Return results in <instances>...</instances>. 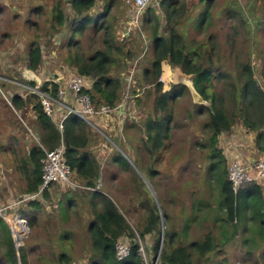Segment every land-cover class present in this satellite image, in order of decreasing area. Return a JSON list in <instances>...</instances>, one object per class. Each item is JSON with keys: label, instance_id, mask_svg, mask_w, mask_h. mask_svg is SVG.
I'll list each match as a JSON object with an SVG mask.
<instances>
[{"label": "rangeland", "instance_id": "obj_1", "mask_svg": "<svg viewBox=\"0 0 264 264\" xmlns=\"http://www.w3.org/2000/svg\"><path fill=\"white\" fill-rule=\"evenodd\" d=\"M55 2L0 0V264H7L5 251L8 246L1 218L8 224L9 221H16L17 216L27 223V230L17 238L18 244L8 225L10 236L17 249H26L30 264H58L57 256L64 251L63 246L68 247L75 264H90L92 236L89 227L94 218L91 198L86 194L89 191L54 184L48 191L49 198L44 200L43 195L38 197L37 200L41 202L38 210L28 207V201L24 200L28 154L34 142H38L32 130L35 116L28 111L24 120L11 103L14 95L26 97L28 91L32 90L28 85L31 81L25 76L27 71L33 72L42 84L45 80L58 77L62 78L61 83H66L76 73L68 59L70 50L73 54L75 52V48L68 47L72 31L53 29L52 8ZM101 2L97 0L90 12L93 18L102 12ZM160 2L155 0L150 5L160 17L159 34L166 36L173 30L182 37L189 50L198 52L199 57L194 58L195 62L206 68L212 66L215 70L208 90L211 99L215 97L214 107L212 100L198 103L196 93L193 95L190 87L183 91L173 104L174 122L166 143L167 151L156 152L153 157L148 154L144 149L145 134L141 122L151 113L153 95H150V91L153 88L142 81V74L152 67L150 38L154 26L158 24L154 22L144 28L141 18L136 25L134 9L127 6L124 0H117L115 8L111 10L115 21V27L112 26L116 39L114 48L125 47V50L134 51L129 68L124 71L126 65L121 77L127 86V79L133 74V88L140 95L139 106L132 102L136 96L129 95L126 98L129 103L124 111L123 128L117 124V114L114 113L106 122L99 120V127H90V150L97 158L101 172L99 185L94 191L111 199L137 234V230L145 226L148 216V206L142 207V202L146 203L151 197L161 214H166L168 219L163 216L162 222L164 227L175 232L176 245L189 246L195 241L202 242L210 233L216 239V251L209 255L210 264H264V242L253 228L250 211L245 212L247 217L237 227L226 221L227 215L220 206V190L225 182L223 172L227 171L231 157L238 155L246 164L250 158L255 160L256 157L260 161L264 152L261 155L256 153V134L249 132L238 120L233 131L224 133L219 141L220 157L223 156L226 162L217 167L216 171L221 177L218 178L211 169V142L207 129L214 108L233 110L234 104L228 99V94L241 75L238 60L250 62L254 77L264 91V0H215L211 11L213 20L205 19L204 26H200L201 0L173 2V5L176 4L175 13L170 22L167 14L160 9ZM230 3L236 5L244 17L253 20L256 16L262 21L260 25L259 22H252V30L259 26L253 40L247 27L239 26L237 20L228 21ZM125 9L129 11L128 17H124ZM66 12L72 14L69 5H66ZM103 22H107V19ZM88 35L92 36L93 32L89 30ZM86 38L79 39L84 51L91 46L101 48L103 45L98 37L95 38L96 42L87 41ZM32 44H39L43 53V63L37 71L29 68L28 54ZM118 54L114 52V56L120 59ZM119 62L115 68L118 71L124 65V58ZM166 71H170L168 75L171 77L164 76V87L169 89L178 84L193 87L191 78L180 76L173 67H168ZM225 73L229 74L228 79ZM132 116H135L132 121L140 123H132L133 126L127 128L131 123L127 121ZM118 119L120 121V117ZM119 155H122L123 161L116 163ZM217 156L215 160L220 161ZM150 165L158 170L156 177L152 178L148 173ZM21 214L26 219H22ZM256 218L260 222V218ZM138 241L144 251V260L150 264L151 256L145 248L150 246L151 237H146V244L145 241Z\"/></svg>", "mask_w": 264, "mask_h": 264}, {"label": "trees", "instance_id": "obj_2", "mask_svg": "<svg viewBox=\"0 0 264 264\" xmlns=\"http://www.w3.org/2000/svg\"><path fill=\"white\" fill-rule=\"evenodd\" d=\"M100 1L103 2L102 12L99 13L98 17L93 18L90 16V12L95 8L97 0H72L71 2L56 0L52 8V18L55 22L53 29L55 31H63L64 28L72 31L68 38V47L75 48V52L73 54V51L70 50L68 59L77 74L91 80L84 92L91 97L92 103L97 110L102 106H106L114 111L124 103L128 95L136 96L132 102L138 105V97L140 95L133 88L134 84L128 90L124 84L125 80L121 77L126 65L127 67L124 71L128 70V63L131 61L134 51L125 50V47L123 49L114 48L116 39L112 26L115 27V21H113L111 10L116 5L117 0ZM175 1L177 0H161L160 2V9L167 14L169 22L175 13L174 5L176 4L173 5ZM214 1L201 0L203 9L200 12L202 17L200 26H204L205 19L213 20L214 16L211 11L213 10ZM66 5L70 6L72 14L69 15L66 12ZM230 5L227 11L228 21L237 20L239 26L247 27L252 39L257 34L258 25L262 21L260 22L256 16H254L253 20L244 17L236 5L231 3ZM253 8L254 5L252 3ZM143 12L141 17L143 18L144 28L145 25L148 26V24H153L154 22L156 24L159 23L160 17H157L155 8L149 5ZM105 19H107V22H103ZM111 20L113 21L112 24ZM252 22H256V24L259 22L254 30L251 27ZM59 28L60 30H58ZM89 30L93 32L92 36L88 35ZM235 31L236 34L239 32L237 26ZM159 32L160 25L158 24L154 26L150 38L153 54L152 67L151 69H146L142 74V81L149 88H153L150 91V95H153L151 113L144 118V122H141L145 134L143 138L144 149L152 157L156 152L167 151L166 143L170 138L174 122L173 104L181 97L183 91L188 90V87L183 84L174 85L169 89L167 86L164 87V84L159 80L168 67H173L180 76L191 78L195 90L205 102L212 100V107H214L213 104L215 102V97L211 99L212 96L208 93L215 73L213 67L206 68L195 62L194 58L199 57L198 52L193 53V50H189L190 47L183 43L182 37L173 30L168 34L169 36L160 35ZM85 37H87V41L91 42H96V37L100 38L103 44H101L102 47L94 48L91 46L87 51L82 50L79 39ZM115 51L119 52L118 56H120V59L116 55L114 56ZM28 56L29 68L33 71L39 70L43 63L41 46L32 44ZM121 58H124V65L118 71L116 69L118 64L121 63L119 62ZM237 66L241 68V75L238 83H235V86L231 88V92L228 94V99L234 104L233 110L228 111L224 107L214 108V112L209 116L210 120L207 127L210 132L209 140L211 142V169H214L213 174L217 175L218 178L221 177L216 169L219 164L225 165L226 162L223 156L220 157L221 152L218 150L219 141L224 133L233 131L238 120L242 122L249 132L256 134V153L261 155V152H264V131L262 130L264 127V91L254 77L250 62L246 61L245 63L238 60ZM225 77L228 79L229 74L225 73ZM61 79L58 77L50 81L45 80L39 88L36 87L35 83L29 82L28 85L32 87V90L28 91L29 93L26 94V97L16 94L11 99L13 108L22 115L24 120L28 111L35 116L32 122V130L37 136L38 142H34L28 154L29 168L26 172L27 184L24 195V200L28 201V207L35 210L41 207V202L34 196L39 193L42 185V161L45 158L46 151H54L64 145V160L71 167L74 173V181L78 184L90 189H97L100 180V165L90 150L92 144L90 127H94L81 120L78 116L69 114L66 115L62 125L63 130H61L59 128L61 116L59 117L58 112L55 111L53 116H49L45 111L41 94L57 100L58 91L62 84H65L61 83ZM133 79L135 78L133 77ZM127 83H129L128 79ZM130 83L132 84L133 81ZM200 106L204 107L207 105ZM127 122H131L127 125V128L129 125L133 126L132 123H140L131 119H128ZM217 155H219L220 161L215 160V157H218ZM122 159V155H119L115 161L119 163ZM234 160L242 162L238 155L231 157L230 163ZM147 170L152 178L156 177L158 170L153 168L152 165L148 166ZM227 171L223 172L225 182L220 190V206L223 207V211L227 215L226 221L232 222L239 227L238 224L247 217L245 212L250 211L249 216H251L253 228L259 233L261 241L264 242V183H254L247 188L234 191L228 180ZM55 185L67 187L60 183ZM53 186L54 184L50 188ZM50 188L43 193L44 200L49 198L48 191ZM67 188L78 190L77 188ZM82 190L89 191L86 194L91 198V206H93L94 220L89 227L92 236L90 264H148L141 254L142 246L138 241H145L146 244L147 236L151 237L150 246L145 248L146 252L151 256H149L150 264H210L209 255L216 251V239L210 233L206 234L202 242L195 241L189 246H183L176 245V234L173 229L164 227V240L162 243V224H164L162 218L163 216L166 220L168 218L164 212L161 214L160 209L151 197H148L146 203L142 202V207L148 206V216L145 226L137 230V234L111 199L97 191ZM21 216L22 219H26L25 215L21 214ZM256 217L260 218V222ZM1 219V222H4L2 230L4 235L8 237V246L5 251L7 264H30L26 249L16 248L10 236L7 222L3 218ZM127 238H130L131 241ZM244 240H247V238ZM122 243L128 245L130 255L127 259L119 261L116 256V246ZM63 248L64 251L57 256V263L75 264L72 261L68 247L63 246ZM221 264L223 263L221 262Z\"/></svg>", "mask_w": 264, "mask_h": 264}, {"label": "built area", "instance_id": "obj_3", "mask_svg": "<svg viewBox=\"0 0 264 264\" xmlns=\"http://www.w3.org/2000/svg\"><path fill=\"white\" fill-rule=\"evenodd\" d=\"M153 1L155 0H125V4L134 9L133 18L136 25L141 19V16L144 13L143 11L147 7H149V5H151ZM132 75L128 79V90L133 85V83H130L131 81H133ZM160 81L164 82V78H161ZM89 82H91V80H89L88 78L74 73L65 84H62L60 90L58 91L57 100L51 99L48 95L41 94L42 102L47 114L49 116H53L55 114V111L58 112L57 109L59 110L60 108L65 107L68 111L66 115L74 114L81 120L90 124L92 127L97 128L100 124L99 120L106 122V120H109L111 118V115L114 113L117 114V124H120V128H123V125L125 124V122L122 123L125 119L124 111L127 110V105L129 103L127 102V99H125L124 103L114 111L106 106H102L97 110L92 103L91 97L84 92L88 87ZM68 93H70L73 101V105L70 106H66V98ZM55 103L57 105L56 108L54 105ZM66 115L60 117L59 128L61 130H63L62 125L63 121L66 118ZM118 117H120V121ZM129 119L135 120V116L129 117ZM64 154V145H61V147L57 148L54 151L45 152V158L42 161V185L39 193L34 197H40V195H43V193L48 190L51 185L57 183L66 185L70 188L85 190L88 189L74 181V173L71 170V167L65 162ZM228 180L231 183L232 189L234 191H239L241 189L247 188L249 185L258 182L260 184H263L264 157L260 161H257L256 157L255 160L250 158L246 164L240 162L239 160L231 161V163L228 165ZM129 255L130 250L127 244L122 243L116 246V256L119 261L127 259Z\"/></svg>", "mask_w": 264, "mask_h": 264}, {"label": "water", "instance_id": "obj_4", "mask_svg": "<svg viewBox=\"0 0 264 264\" xmlns=\"http://www.w3.org/2000/svg\"><path fill=\"white\" fill-rule=\"evenodd\" d=\"M68 2H71L72 0H67ZM25 76L31 81V82H33V83H35L36 84V87L37 88H39V87H41L42 86V82L35 76V74L33 73V72H30V71H27V73H25ZM187 87L189 88L190 87V91L192 92V91H194V92H192V94L194 95L195 93H196V96L197 97H195V100H197V102L198 103H204L205 101L203 100V98L197 93V91L195 90V88H194V86L192 87V86H189L188 84H187ZM197 98V99H196ZM17 222H20V221H22V223L23 224H25V225H27V223L25 222V221H23V220H21L20 219V217L19 216H17ZM8 225H10L11 226V223L9 222L8 223ZM163 225V230H162V243H163V240H164V224H162ZM14 241H15V243H17V238H16V236H14Z\"/></svg>", "mask_w": 264, "mask_h": 264}, {"label": "bare ground", "instance_id": "obj_5", "mask_svg": "<svg viewBox=\"0 0 264 264\" xmlns=\"http://www.w3.org/2000/svg\"><path fill=\"white\" fill-rule=\"evenodd\" d=\"M169 72H165L164 76L165 77H169L170 75H168ZM11 223V228L12 231L14 233V236H16V238H20L22 233H24L27 230V226L25 224L22 223V221L17 222L16 221H9ZM17 239V240H18ZM17 243L19 244V241H17Z\"/></svg>", "mask_w": 264, "mask_h": 264}, {"label": "crops", "instance_id": "obj_6", "mask_svg": "<svg viewBox=\"0 0 264 264\" xmlns=\"http://www.w3.org/2000/svg\"><path fill=\"white\" fill-rule=\"evenodd\" d=\"M125 2V1H124ZM102 3V2H101ZM115 7H113V9H114ZM124 11H126V16H124V17H128V12L129 11H127V9H125ZM133 17H134V15H133ZM142 18V17H141ZM168 69V68H167ZM166 72H169V74H170V71H166ZM66 102H67V105L66 106H70V105H73V101H72V97H71V95H70V93H68L67 94V98H66ZM55 105V108H56V103L54 104ZM65 105V104H64ZM65 108V107H64ZM60 108L59 110L57 109V111H58V114H59V117L60 116H65L66 114H67V109L65 108Z\"/></svg>", "mask_w": 264, "mask_h": 264}, {"label": "clouds", "instance_id": "obj_7", "mask_svg": "<svg viewBox=\"0 0 264 264\" xmlns=\"http://www.w3.org/2000/svg\"><path fill=\"white\" fill-rule=\"evenodd\" d=\"M125 1V0H124ZM140 21H141V19H140ZM162 77V76H161ZM161 77H160V79H161ZM171 77V76H170ZM162 78H164V73H163V77ZM160 81V80H159ZM161 82V81H160ZM161 83H163V84H166V82H165V80H164V82H161ZM87 188V187H86ZM86 190H91V191H94V189H90V188H88V189H86ZM106 196V195H105ZM37 198V197H36ZM142 249V248H141ZM141 251V250H140ZM144 252V251H143ZM141 254H142V251H141ZM143 255V254H142Z\"/></svg>", "mask_w": 264, "mask_h": 264}]
</instances>
